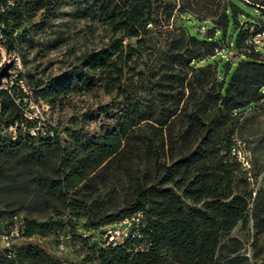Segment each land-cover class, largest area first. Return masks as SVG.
I'll list each match as a JSON object with an SVG mask.
<instances>
[{"label": "trees", "instance_id": "obj_1", "mask_svg": "<svg viewBox=\"0 0 264 264\" xmlns=\"http://www.w3.org/2000/svg\"><path fill=\"white\" fill-rule=\"evenodd\" d=\"M45 1L33 0L35 9H43ZM66 1L81 2L70 16L97 20L107 41L45 83H28L36 97L55 107L99 82L122 98L123 107L113 128L86 141L63 145L57 130L52 137L32 136L19 127L14 137L0 136V206L13 200L28 203L29 213L58 214L62 208L83 216L92 232H101L96 242L81 235L91 264H264V258L250 260L241 252L242 242L230 236L251 199L242 164L232 153L234 120L264 99V60L256 56V45L246 44L263 27L239 18L248 16L244 8L264 12V0H56L53 7ZM21 10L20 0H0V33L10 49ZM176 15L207 19L212 27L195 35L174 25ZM231 27L235 46L246 50L233 67L225 66L221 78L216 63H197L215 55L220 45L215 33L225 37ZM148 35L149 66H158V80L156 93L146 100L137 91L127 93L121 81L135 69V54ZM129 38L136 45L125 44ZM108 107L101 112L107 115ZM20 118L11 97L0 91V132H9ZM109 188L120 193L104 194ZM137 211L142 213L138 235L108 243L103 228ZM8 214L0 233L19 213ZM22 220L21 238L54 232L52 223ZM0 264L70 263L26 243L13 244V256L0 254Z\"/></svg>", "mask_w": 264, "mask_h": 264}, {"label": "rangeland", "instance_id": "obj_2", "mask_svg": "<svg viewBox=\"0 0 264 264\" xmlns=\"http://www.w3.org/2000/svg\"><path fill=\"white\" fill-rule=\"evenodd\" d=\"M22 2V19L20 27L12 28L15 50L19 53L24 66L25 75L30 84L35 85L40 80L45 83L50 78L77 65L80 58L94 49L102 47L107 41V30L90 18L73 20L70 13L77 7L83 6L81 2L66 1L58 7H53L56 0H46L44 8L35 9L33 0H20ZM247 17L241 16L239 22L245 19L260 21L264 30V12L257 13L254 8H244ZM176 27L183 26L190 33L203 36L209 27L207 19H198L176 15L171 20ZM262 23V24H261ZM229 35L221 37L219 32L215 37L219 48L215 55L206 57L197 65L216 63L218 76L225 78L226 65L234 66L236 59L243 58L246 48L242 45L236 47L234 43L235 29L230 28ZM252 28H250L251 30ZM125 44L136 45L134 39H125ZM256 56L264 60V38L256 44ZM135 61V69L125 73L121 85L127 93L145 97L155 92L158 80V66H149V35L140 48ZM131 67L134 64H130ZM142 72L143 75H139ZM155 74V76H152ZM134 92V93H133ZM99 85L93 86L90 91L78 90L71 93L62 102V105L51 107L46 102L44 114L59 133L63 145H69L76 138L86 141L116 124L117 113L123 107L121 97H114ZM109 105L108 114L101 112V107ZM118 111V112H117ZM116 114V115H115ZM235 134L233 142L235 147L248 158V164L242 165V170L248 179L247 191L251 192L249 207L243 221L238 222L231 231L230 236L242 242L241 252L252 261H262L264 258V99L239 113L234 120ZM12 133H1V137H9ZM105 190L104 194L115 196L119 189ZM28 203L9 200L0 206L4 214L0 217L1 225L7 223L9 212L15 210L21 216L31 217L41 222L53 224V233L46 237L38 235L23 242L39 245L50 255L70 264H91V252L82 236L90 235L89 242L101 239V232H92L83 216L71 213L70 209L59 208L58 214L49 212L29 213ZM105 230V227L103 228ZM82 235V236H81ZM20 239V238H17ZM17 239H14V243ZM59 240V241H58ZM1 246L2 240L0 239ZM59 242L64 243L59 247ZM0 246V247H1Z\"/></svg>", "mask_w": 264, "mask_h": 264}, {"label": "built area", "instance_id": "obj_3", "mask_svg": "<svg viewBox=\"0 0 264 264\" xmlns=\"http://www.w3.org/2000/svg\"><path fill=\"white\" fill-rule=\"evenodd\" d=\"M263 38L264 30L251 35L246 40V44L248 47L256 45ZM5 63H10V67L7 76L1 79L0 91H5L11 97L21 114V118L15 120L8 127V130L13 132V137L17 127L26 130L32 136H54L56 129L52 127L44 114L47 104L35 96L33 87L27 81L19 53L15 49L8 48L6 38L0 33V68ZM232 153L236 155L242 165L248 164V158L237 147L233 149ZM141 216L142 213L137 211L129 217L107 225L104 233L107 242L116 245L133 234L138 235L136 231ZM11 221L7 231L0 233V239L2 240L0 254L6 256H13L14 239L21 238V230L24 227L20 214L14 215ZM59 247H63L62 242H59Z\"/></svg>", "mask_w": 264, "mask_h": 264}, {"label": "water", "instance_id": "obj_4", "mask_svg": "<svg viewBox=\"0 0 264 264\" xmlns=\"http://www.w3.org/2000/svg\"><path fill=\"white\" fill-rule=\"evenodd\" d=\"M10 67V63H5L1 68H0V82L1 79L8 74V69Z\"/></svg>", "mask_w": 264, "mask_h": 264}, {"label": "crops", "instance_id": "obj_5", "mask_svg": "<svg viewBox=\"0 0 264 264\" xmlns=\"http://www.w3.org/2000/svg\"><path fill=\"white\" fill-rule=\"evenodd\" d=\"M21 239H24V240H30L31 238H28V239H25V238H20V239H17L16 241H15V246H20V245H23V244H26L27 242H23V241H21ZM0 246H1V242H0Z\"/></svg>", "mask_w": 264, "mask_h": 264}]
</instances>
